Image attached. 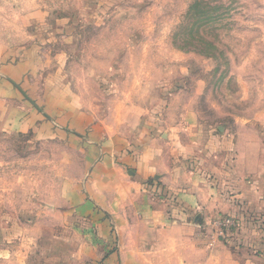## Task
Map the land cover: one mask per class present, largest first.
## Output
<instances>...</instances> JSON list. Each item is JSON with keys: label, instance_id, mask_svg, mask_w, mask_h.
<instances>
[{"label": "rangeland", "instance_id": "rangeland-1", "mask_svg": "<svg viewBox=\"0 0 264 264\" xmlns=\"http://www.w3.org/2000/svg\"><path fill=\"white\" fill-rule=\"evenodd\" d=\"M28 51L42 63L31 81L59 75L112 131L181 133L217 201L235 202L210 220L219 240H247L241 259L264 264V0H0V55ZM4 103L0 264H102V243L60 194L83 175L81 154L10 128Z\"/></svg>", "mask_w": 264, "mask_h": 264}, {"label": "crops", "instance_id": "crops-1", "mask_svg": "<svg viewBox=\"0 0 264 264\" xmlns=\"http://www.w3.org/2000/svg\"><path fill=\"white\" fill-rule=\"evenodd\" d=\"M28 52L22 60L0 55V99L10 113L8 124L39 140H65L81 154L83 175L67 176L60 194L102 243V264H256L241 259L247 240L233 241L235 246L219 240L212 222L235 202L217 201V181L202 162L192 165L181 133L154 132L145 122L112 131L75 101L59 75L31 81L28 73H39L42 63L37 54L30 60Z\"/></svg>", "mask_w": 264, "mask_h": 264}]
</instances>
